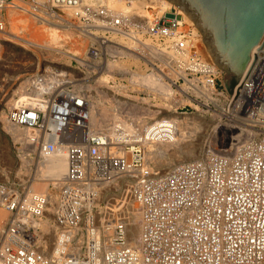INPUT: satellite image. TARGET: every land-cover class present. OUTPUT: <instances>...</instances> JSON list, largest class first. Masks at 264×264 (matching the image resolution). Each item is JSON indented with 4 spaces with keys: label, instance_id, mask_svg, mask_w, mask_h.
Instances as JSON below:
<instances>
[{
    "label": "built area",
    "instance_id": "built-area-1",
    "mask_svg": "<svg viewBox=\"0 0 264 264\" xmlns=\"http://www.w3.org/2000/svg\"><path fill=\"white\" fill-rule=\"evenodd\" d=\"M7 5L26 6L47 21L63 18L56 8H72L65 19L83 32L89 28L94 37L79 63L83 73L89 65L112 57L107 52L110 45L125 46L120 36L142 56L150 54L149 38L158 44L153 47L158 56L167 54L163 48L179 54L190 47L183 74L171 80L177 112L187 113L183 110L188 105L194 108L186 102L193 99L198 103L195 109L215 114L227 132L238 131L233 137L224 134L219 147L203 158L151 174L147 144L173 141L178 129L172 120H155L132 134L120 128L112 136L103 130L88 131L87 91L78 88L76 79L57 69L30 74L26 94H16L12 98L16 104L9 105L6 114L10 124L32 132L27 140L38 155H55L63 147L67 151L54 221L68 232L80 229L89 241L86 253L69 254L68 264H264V45L255 51V60L231 99L219 72L201 59L197 44L186 43L195 39L191 31L183 30L185 14L175 5L149 22L134 20L102 2L0 0V34L6 32L1 13ZM171 63L176 68L180 64ZM55 73L64 74V80L53 82L50 75ZM246 130L249 138L237 145L235 136L243 131L247 135ZM125 179L134 183H127L123 198H131L140 212L137 242L129 238V216L122 203L108 202L97 209L100 198ZM47 202L45 194L31 192L27 183L17 192L0 187V204L12 214L3 231L0 264H52L37 251L29 224L43 216ZM100 230L111 233L107 248ZM98 254L101 261H96Z\"/></svg>",
    "mask_w": 264,
    "mask_h": 264
},
{
    "label": "bare ground",
    "instance_id": "bare-ground-1",
    "mask_svg": "<svg viewBox=\"0 0 264 264\" xmlns=\"http://www.w3.org/2000/svg\"><path fill=\"white\" fill-rule=\"evenodd\" d=\"M82 1L84 4L102 2L108 7L115 9L117 12H122L123 14L129 15V17L134 20L140 19L143 21H147L148 19L149 22H152L158 15L163 13V11L167 7L174 5L167 0H130L129 2H124L123 0ZM56 9L58 10L59 15L63 16V18L61 19L59 17H56L55 19H51V21H47L45 18H42L41 16L39 17V15L28 11L26 9V6L17 8L7 5L4 9V12L1 13L6 27V32L0 34V51L1 49H3L1 48L2 44H13L17 46L20 45L24 49L31 50L32 53H34L33 56H35V58H37L39 61L40 58H44L43 60L46 61L47 58L57 57L60 61V58H72L69 55H74V53L77 57V59L74 58L76 59V61L78 59L83 61L84 56H86V53L88 52L90 39L94 38L93 33L88 30L89 28H87L86 31L83 32L81 28H78L77 26L72 24L67 17L65 19L64 15H69V13L73 11L72 8L58 7ZM67 19L69 22L67 21ZM61 20H64V22L61 23ZM185 20L186 25L183 27V30L187 32L191 31L193 33H191V35L195 39V42L187 41L186 43L197 44L198 51L202 54V56L204 54V59H201L205 61V63H211L216 71L219 72L221 76L222 74L224 76V72L221 71L218 66L213 63L212 58L210 57L206 47L202 42L201 33L199 32L193 21L186 14ZM68 34L73 38L74 45L72 43V40L69 41L70 38L67 39ZM76 34H78V38L75 37ZM116 36L117 32L111 33V37H114V40ZM118 39L125 46H117L115 44L110 45L107 49V52H109L112 57L108 58L106 61L104 60L100 67H98V65H93L94 67L89 66L88 68V71L91 70L90 72H94L95 69H97L96 73L98 72L96 74L98 75V77L97 79H95V85L86 83L87 86L85 88L88 91L86 99L88 100L89 105L88 113L90 117L91 127V129L88 131L103 130L107 135L112 136L116 133L117 129L120 128L124 129L128 134H132L137 130V127H142L143 125H145V122L147 120V117H144L145 115H152L154 112H156L154 109H152V107L155 106L152 104L154 101L161 102V104H158L160 105V107L158 112L156 113H165L166 117L170 118L169 120H180L182 122L181 125L184 127V129L194 127L196 125L195 116L185 115L184 117L183 114L176 112V105L178 103L175 98H173L174 93H176V89L171 86L172 79L160 68L158 69H160L162 76L166 78L168 82H166L163 77H160V75L158 76L157 72L154 70L155 67L153 64V59L158 58L163 65H167L170 68L171 74H174L175 76H181L183 74V69L186 67V64H188L187 55H189L190 47L180 52L179 54L170 50L167 51L165 48H163V51H166L167 54H165V56H158L155 53V48H153L155 46H158V44H156L154 41H152L151 38H149L146 40V43L151 45L150 54L142 56L137 52L132 51V49H129L133 46L130 41L124 40L125 37L120 36ZM66 47H68V50L65 49ZM162 57H165L169 61L164 62ZM171 60H174L175 63H180L177 65V68H175L174 64L171 63ZM151 66H153L154 68H152ZM178 66L181 69H179ZM133 67H135V69H133ZM148 67H150V72H148ZM119 75H121V77H123L124 80L127 81V84H123L122 82L117 83L116 80L117 76ZM50 76L55 83H60L65 78L58 73ZM71 77L72 76L69 74L70 79ZM88 78L89 77L84 79ZM27 85V80L18 84L14 90L15 95L18 94L19 96H24V94H26ZM171 88H173L175 91ZM93 89L96 96L91 98L92 100H90V96L88 95V93ZM140 90L146 92L149 96L147 98H141L138 95L133 96L132 92L137 93ZM130 98H132L133 100ZM208 98H210V96H208ZM142 102H145V104H147V107H144L142 105ZM186 102L190 103L193 106H197L198 104L194 102L193 99L189 98L188 100H186ZM15 104L16 99L11 98L6 105L7 107L9 105L13 107ZM1 114V123L5 127L4 131L9 130L8 134L10 133V135L14 139L23 140L27 149L32 148L33 150H35L33 146L29 145V141L27 140V137L32 135V132L13 126L9 123L7 114H5L4 111ZM163 120L167 121L168 119L163 118ZM170 122L174 123L175 121ZM174 125L177 126V124ZM226 129L227 127L224 128V131L227 132ZM246 131L247 135L244 134L245 136L242 135L244 131L240 133V135L235 136V139H237L238 141L237 145L244 143L246 141L245 139L249 138L250 131ZM236 132L238 131L230 129V131L227 133L230 134L231 137H233L234 133ZM254 135L256 136L257 133H254ZM20 136H22V139H20ZM184 137L185 136H183L182 134H176L174 140L171 142H149L147 144L146 158L148 157V161L154 159L156 163H160V165L158 166V170L166 167L168 168V166L174 161H178V163L190 161L192 158H195L197 150L195 147L190 146L189 144L187 145L185 139L183 140ZM171 146L174 147L172 149H169V147ZM236 147L239 146L233 145V149H235ZM171 150V155H173L174 157L173 160L168 161L161 158L162 153L166 151L170 152ZM66 154L67 151L63 147L61 149H58L55 155H38L33 163L30 164L33 165L31 169L32 173H30L31 170L30 172H28L31 175H28L27 184H30L31 192L45 194L48 200L47 204L50 205L49 208H47L46 205V215L30 220L27 219V221L29 220L30 227L33 228L31 237L33 238L34 245L36 246L37 251L43 254L47 253V257L50 259L52 264H68L69 254L72 253V251L76 252L72 253L75 255H77L78 253H82L83 251L86 253L89 247V241L87 239L88 236L87 238L86 235L83 236L85 232L82 231L80 233V229L78 232L65 231L64 229L58 227L54 219H52L51 217L52 214H54L56 211L59 198L58 191H60L62 179L67 172ZM21 158L23 157L21 156ZM30 160L32 161V159ZM26 162L27 161L23 159L21 169L25 167ZM150 166L151 165H147V167H149L148 170L151 169ZM172 166L173 165H171L168 169H170ZM24 170L26 171V169H23V171ZM158 170L156 172L154 171L155 175H160L162 173L158 172ZM134 181H136V179ZM128 183L130 184V181H128ZM115 201L116 203H122L123 206H125V210L127 212L126 215L128 214L130 222L129 238L133 242H137L141 233V225L139 222L140 212L138 206L130 198H116ZM11 218L12 214L7 209V207H5V205H0V250L3 243V231ZM98 233L99 232H97V235ZM103 233L100 230L104 248H107L109 246L111 233ZM84 239L87 240V246L85 248L82 247V245L85 244L82 242L84 241ZM101 253L102 251L100 252V254ZM100 254H98V256L96 257V261H101Z\"/></svg>",
    "mask_w": 264,
    "mask_h": 264
},
{
    "label": "rangeland",
    "instance_id": "rangeland-1",
    "mask_svg": "<svg viewBox=\"0 0 264 264\" xmlns=\"http://www.w3.org/2000/svg\"><path fill=\"white\" fill-rule=\"evenodd\" d=\"M67 36H68L67 39L70 38L69 41L72 40V43L74 45V40L71 37V35L68 34ZM75 37L78 38V34H76ZM72 47H74V46H72ZM1 48H3V49H1V51H0V187H5L10 192H12V191L17 192L26 185L27 180H28V175H31L30 173H32L31 169H32L33 165H30V164H32L33 161L35 160V158L38 156V153L36 150H33L32 148L31 149L26 148L23 140L14 139L10 135V133L8 134L9 130L4 131L5 127L1 123V116H2L1 113L3 111L5 114L7 113V109L9 108V106L7 107L6 104L11 98H13L15 96L14 90L17 87V85L23 81H26L27 77L32 73H35L37 71H48L49 72V71H53V70L57 69L60 71L67 72L68 75L70 74L72 76L71 78L76 79L77 81L75 82V84H77L78 87L80 86L79 88H81V87L86 88L87 84L81 85L82 83L80 80L83 77L84 78L89 77L87 79V81H88L87 83H89L91 85H95V81H96L95 79H97V77H98V75H96V74L98 72L96 73L97 69H95L94 72L93 71L90 72L91 71L90 70V71L83 73L82 67L79 65V61H80V63H82V61L79 59L77 60L78 62L76 61L77 57H76L75 53H74V55L73 54L69 55L72 58H67V59L60 58V61H59L58 57L57 58H47L46 61L43 60L44 58H40V61H39L37 58H35V56H33L34 53H32L31 50L24 49L20 45L17 46V45H13V44H10V45L2 44ZM65 49L68 50V47H66ZM203 56H204V54H203ZM74 58H76V59H74ZM162 58H163L164 62L169 61L165 57H162ZM67 63H69V64H67ZM100 63H103V62H98V64L95 63L94 66L98 65V67H100V65H101ZM153 64H154L155 68L153 66H151V67L154 68V70L157 72L158 76L160 75V77H163L162 73L160 72V69H158V67H159V68L163 69L164 72L166 74H168V76L171 79L174 80V79H177L179 77V76H175L174 74H171L170 68L167 65H163L162 62L158 58L153 59ZM89 66L94 67L93 65H89ZM175 68H176V66H175ZM133 69H135V67H133ZM148 69H149L148 72H150V67H148ZM62 76H64V74ZM221 77L223 78V74ZM163 79H165V81L168 82V80L166 78L163 77ZM116 81H117V83L122 82L123 84H127V81L124 80V78L121 77V75L117 76ZM111 84H113V83H111ZM224 86H225V84H224ZM171 89H173V88H171ZM85 90L87 91V89H85ZM94 93H95L94 89L89 91L88 95L90 96V100H92L91 98L96 96ZM132 94H133V96L138 95L141 98H147L149 96L146 92L141 91V90L138 91L137 93L132 92ZM173 98H175V93H174ZM130 99H132V98H130ZM152 104L155 105L152 107V109H154L156 112H158L159 107H160V105H158V104H161V102L160 101H154ZM188 104H190V103H188ZM142 105L144 107H147V104H145V102H142ZM178 106H179V104L176 105V108ZM191 106L194 108H191V107L189 108V105H188L183 110V111H187V113H182V114L184 117H185V115H190V116L196 117V123H195L196 125L194 127H190L189 129H187V128L184 129V127L181 125L182 122L180 120H176V119H171V120H172V122L175 121L174 124H177V126H178L177 135L182 134L183 136H185L183 138V140L185 139L186 144L187 145L189 144L190 146H193L196 148L197 152L195 154V158L191 159V160H195V159H198L201 157L202 158L205 157L206 152L214 151L215 148L219 147L221 141H223L222 136L225 137L224 134H227V132L226 131H225L226 133L224 132V128L221 127L222 125L219 122V120L215 114L208 113V112L202 111L200 109L197 110V109H195L197 107L196 105H194V106L191 105ZM187 109H189V110H187ZM156 112H154L152 115L147 114L144 116V117H147L145 125L147 123L155 121L154 119H157V120L163 119V118L170 119V118L166 117L165 113L160 114V113H156ZM179 119H181V118H179ZM187 136H188V139H187ZM21 137L22 136H20V139H22ZM224 142H226V141H224ZM173 147L174 146H171V147H169V149H172ZM171 154H172V150L170 152L166 151V152L161 154V156H162L161 158L168 160V161L173 160L174 157ZM21 156L23 158H21ZM147 158H146V166L151 165L150 166L151 169L148 171H149V173L152 171L151 174H153V173L155 174V172L158 170V166L160 165V163L159 164L156 163L154 159L148 161ZM23 159H25L27 162H26L25 167L21 169V164H22ZM30 159H32V161ZM176 163L179 164L178 161L177 162L174 161L172 164H170L168 166V168L171 165H173V166L177 165ZM147 168L149 169V167H147ZM168 168L167 167L163 168L164 170L159 169L158 172H160V173L162 172L161 174H163V172H167L168 170L171 169V168L170 169H168ZM23 169H26V171L24 170L25 171L24 172ZM30 170H31V172H30ZM28 172H30V173H28ZM128 181H130V184L134 183L131 180L125 179L124 183L120 184L119 186H117L114 189L115 191L112 190L111 193H109L106 197L100 198V200L97 204V209L102 210V208H104V206L108 202L114 203L116 198H118V199L123 198V196L125 194L124 191H125V189H127V186H125V185H127ZM28 185H29V190L31 191V186H30V184H28ZM49 207H50V205L47 204V208H49ZM1 209H2V207H1ZM46 213L47 212L45 211L43 215H46ZM51 217H52V219H54V214H52ZM75 231L78 232L79 230H75ZM83 236H85V234H83ZM82 242L85 243L84 245H82V247L85 248L87 246V240L84 239V241H82ZM81 251H83V250H81ZM72 253H76V252L72 251ZM72 253H70V254H72ZM78 254H81V253H78ZM44 255L46 257L48 256L47 253H44Z\"/></svg>",
    "mask_w": 264,
    "mask_h": 264
},
{
    "label": "water",
    "instance_id": "water-1",
    "mask_svg": "<svg viewBox=\"0 0 264 264\" xmlns=\"http://www.w3.org/2000/svg\"><path fill=\"white\" fill-rule=\"evenodd\" d=\"M167 1L193 21L233 99L264 45V0Z\"/></svg>",
    "mask_w": 264,
    "mask_h": 264
}]
</instances>
